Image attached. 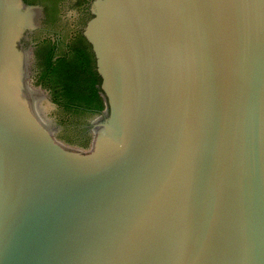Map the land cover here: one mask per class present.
<instances>
[{
  "label": "clouds",
  "instance_id": "1",
  "mask_svg": "<svg viewBox=\"0 0 264 264\" xmlns=\"http://www.w3.org/2000/svg\"><path fill=\"white\" fill-rule=\"evenodd\" d=\"M78 15V13L75 11V10H72V11H70V12H68V16L71 18V17H75V16H77Z\"/></svg>",
  "mask_w": 264,
  "mask_h": 264
}]
</instances>
